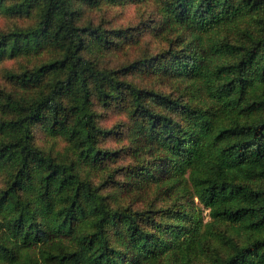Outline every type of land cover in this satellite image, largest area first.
I'll return each mask as SVG.
<instances>
[{
	"label": "trees",
	"instance_id": "16d2710c",
	"mask_svg": "<svg viewBox=\"0 0 264 264\" xmlns=\"http://www.w3.org/2000/svg\"><path fill=\"white\" fill-rule=\"evenodd\" d=\"M146 2L157 21L85 18ZM0 15L25 22L0 31V61H27L0 88V264H264V0H0ZM146 33L165 46L93 58ZM98 108L125 118L105 127Z\"/></svg>",
	"mask_w": 264,
	"mask_h": 264
},
{
	"label": "rangeland",
	"instance_id": "374dc122",
	"mask_svg": "<svg viewBox=\"0 0 264 264\" xmlns=\"http://www.w3.org/2000/svg\"><path fill=\"white\" fill-rule=\"evenodd\" d=\"M85 18L93 21L95 24H101L105 28H127L141 24V21L152 19L157 21L155 8L151 2L146 3H128L125 6H103L101 9H85ZM16 22L17 25H23L25 22L22 20H14L3 15H0V31H4L13 26ZM152 23V22H151ZM153 25V23H152ZM138 47L131 48L126 51L102 53L93 56L95 61H98L101 66L109 68H117L123 64L130 63L139 56L152 54L160 51L165 46V41L155 38L151 33H146L142 36ZM35 60V59H34ZM33 60V61H34ZM32 61V62H33ZM26 60H2L0 61V88L8 90L9 83L6 80L5 74L9 69L19 68ZM113 109V110H112ZM98 108V113L104 116L102 118V125L111 127L112 125L122 121L125 115L118 109ZM120 142L116 139H111L105 144L107 147H117ZM64 143L59 142L57 149L62 150ZM125 162V160H123ZM2 181L0 180V186ZM208 211L204 210L203 216L207 217Z\"/></svg>",
	"mask_w": 264,
	"mask_h": 264
}]
</instances>
